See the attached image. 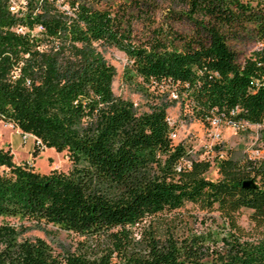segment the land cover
<instances>
[{
	"label": "trees",
	"instance_id": "1",
	"mask_svg": "<svg viewBox=\"0 0 264 264\" xmlns=\"http://www.w3.org/2000/svg\"><path fill=\"white\" fill-rule=\"evenodd\" d=\"M99 1L25 0L16 16L0 0V121L35 137L33 155L52 147L72 163L44 173L0 147V217L51 222L82 237L58 256L43 238L18 240L4 224L0 264H264V156L216 155L218 176L210 178L209 160L173 143L166 111L180 101L186 119L264 125V0H184L191 16H202L204 38L159 28L143 40L124 13ZM231 27L262 41L241 62L223 32ZM106 47L126 55L127 83L177 98L155 95L138 111L115 95ZM188 202L217 213L216 229H194L175 212ZM243 208L248 225L239 220Z\"/></svg>",
	"mask_w": 264,
	"mask_h": 264
},
{
	"label": "rangeland",
	"instance_id": "2",
	"mask_svg": "<svg viewBox=\"0 0 264 264\" xmlns=\"http://www.w3.org/2000/svg\"><path fill=\"white\" fill-rule=\"evenodd\" d=\"M23 1L25 2V0ZM16 3L20 6L22 0H16ZM98 6L112 12L124 13L129 19L132 32L137 39L149 38L153 35V30L159 28L164 32L172 29L181 35H192L196 32L203 38L206 35L205 30L199 27L197 23V20L203 19L202 16H191L184 0H100ZM204 20L206 19L204 18ZM223 32L229 46L235 51L240 62L262 46V41L257 38V35L250 28L231 27L225 28ZM101 49L105 58L116 69L112 85L115 95L132 101L138 111L148 110L149 104L154 100L155 95L167 94V98L176 99L172 96L171 91L164 90L165 87H160V89H154L153 86L149 87L148 92L150 91V95L137 90L136 87L124 80V69L129 63L126 55L114 47ZM166 111L169 122L176 132V136L172 139L173 143H183L194 159L209 160L212 166L206 176L210 178L218 176L214 167L216 155L233 158L242 155L251 158L264 156V142L261 136V128L264 125L249 124L236 128L220 121L216 127L220 137L214 139L210 135L212 130L210 124L194 118H184L183 115L188 111L186 108L184 111L181 109L180 101L172 103ZM0 147L9 149L12 152L15 163H28L44 173L52 169L67 171L72 165L65 151L57 152L52 147H39L37 153L33 155L32 152L38 147L35 137L29 135L24 139L18 128L3 121H0ZM249 211L248 208L242 209L239 220L244 225H248L247 214ZM171 212L173 213V211ZM171 212L164 211L160 215L168 216L172 214ZM175 212L182 214L185 219L188 218L190 225L198 230H215L216 225L212 216L220 222L217 213H207L199 210L190 202L175 210ZM149 219L150 216L145 218L143 222L147 223ZM4 224H9L13 228L18 240L43 238L51 246L54 254L58 256L75 251L82 243V237L79 234L60 228L51 222L37 226L33 220L28 218L0 217V226ZM5 245V241L0 238V250L4 249Z\"/></svg>",
	"mask_w": 264,
	"mask_h": 264
},
{
	"label": "built area",
	"instance_id": "3",
	"mask_svg": "<svg viewBox=\"0 0 264 264\" xmlns=\"http://www.w3.org/2000/svg\"><path fill=\"white\" fill-rule=\"evenodd\" d=\"M8 2V9L11 13L15 14L16 16H21L22 13H23V10H24V5H25V2L22 0V4L20 6L17 5L16 3V0H7ZM24 4V5H23ZM14 29L16 30V32H23L25 30V28L23 26H16L14 27ZM43 30V27L42 26H37L35 31H42ZM18 71H19V68H15V70L13 71V77H15L17 74H18ZM172 93V96L174 98H177V94H175L174 92H171ZM221 120L219 118H212L210 121H209V124L212 126V130L210 131V135H212V137L214 139H219L220 137V134H219V131H217L216 127L218 126L219 122ZM230 125H233L234 127L236 128H240L241 126H244V125H249L247 123H243V124H230ZM23 134V138L26 139L27 136H29L30 134L28 133H22ZM170 138L173 139L175 136H176V132L174 130H172L170 132Z\"/></svg>",
	"mask_w": 264,
	"mask_h": 264
},
{
	"label": "water",
	"instance_id": "4",
	"mask_svg": "<svg viewBox=\"0 0 264 264\" xmlns=\"http://www.w3.org/2000/svg\"><path fill=\"white\" fill-rule=\"evenodd\" d=\"M252 183H251V181L250 180H245L244 181V185L245 186H249V185H251Z\"/></svg>",
	"mask_w": 264,
	"mask_h": 264
}]
</instances>
